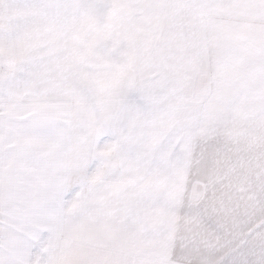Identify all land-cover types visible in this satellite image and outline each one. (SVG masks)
Instances as JSON below:
<instances>
[{
	"label": "snow or ice",
	"instance_id": "1",
	"mask_svg": "<svg viewBox=\"0 0 264 264\" xmlns=\"http://www.w3.org/2000/svg\"><path fill=\"white\" fill-rule=\"evenodd\" d=\"M0 264H264V0H0Z\"/></svg>",
	"mask_w": 264,
	"mask_h": 264
}]
</instances>
